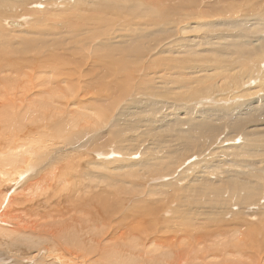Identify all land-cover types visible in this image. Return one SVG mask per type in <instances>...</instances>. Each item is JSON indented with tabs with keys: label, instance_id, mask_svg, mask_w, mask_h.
<instances>
[{
	"label": "rangeland",
	"instance_id": "rangeland-1",
	"mask_svg": "<svg viewBox=\"0 0 264 264\" xmlns=\"http://www.w3.org/2000/svg\"><path fill=\"white\" fill-rule=\"evenodd\" d=\"M57 1L27 0L26 10L4 18L6 24H1L0 264H240L237 259L242 264H264L261 227L264 225V206L259 205L262 200L253 205L254 209L252 206L237 207L238 211H243L244 207L252 209L247 212L254 215L241 214V219L231 212L219 213L217 218L209 199L202 196L207 200L203 201L197 195L195 197L201 201L193 198L195 201L192 202L194 196L191 194L186 196L182 190L167 186L174 183L182 188L188 177H195L200 169L193 165L199 161L198 157L201 156L202 162L210 159L209 154L213 151L202 129L199 135L195 134L196 143L203 137V143H199L202 152L198 156L187 158L174 174L167 175L165 170L163 175L150 178L129 164L140 160L142 150L158 140V133L149 143L152 135L147 139L145 130L149 125L144 121L138 127L133 126L134 132L125 133L128 134L126 137L122 134L124 138L114 134L119 130V121L131 120L134 125L138 119L147 120L145 115L151 114L125 118L129 108L136 112L137 108L148 110L161 103L165 108L164 111L159 109L161 113L157 114V119L167 122L177 116L173 109L167 110L170 106L181 108L180 117L183 118H198L213 109L222 113L218 106L232 103L228 95L220 100L217 98L220 95L215 92L203 98H195L193 93L208 90L207 79L204 80L207 84L197 83L193 88V78L200 75L190 72L194 66L199 70L209 69L211 66L203 67L207 66L206 60L203 62L191 55L190 60L181 64H168L169 58L183 60L187 57L179 45H190L188 42L193 39L191 36L189 41L188 38L184 41L176 34L177 37H171L173 40L166 41L169 30L180 27L179 24L189 26L196 22L195 26L200 27L195 35L211 40L201 39L204 44L210 43L198 49L201 54H210L215 42L221 47L232 43L251 52L264 45V27L251 26L256 20L264 26V20H258L264 17V0H181L183 2L179 3L175 2L178 0H145L143 6L136 0H121L120 5L104 4L98 7L99 10L92 9L90 3L77 0L58 1V5L53 6ZM109 8L115 12L112 26L110 19L103 21L111 14ZM44 10L57 13L60 10L56 21L45 18L48 29L45 25L42 29L38 23ZM201 11H206L208 17L197 19L195 16ZM187 13L192 17L179 23L187 18ZM95 15L104 16L97 19L106 25L95 26L90 20ZM8 21H21L25 26L9 28ZM155 26L160 32L164 31L157 33L159 41L147 45V51L141 50L139 54L125 51L126 46H133L128 37L130 33L139 31L149 36ZM52 29L60 31L59 35ZM106 33H110L109 36ZM88 37L95 39L90 43ZM48 39L54 45L44 47ZM66 39L69 45H61ZM85 39L89 45L85 44ZM34 40L39 44L30 42ZM76 41L77 44H73ZM87 45L89 48L86 49ZM173 47L178 51L169 53ZM240 60L244 58L235 61L240 63ZM260 64V74L256 71L255 76L254 73L248 75L249 84L233 91L234 96H240L236 103L243 102L242 96L249 89L258 97L264 96V88H260V84H264V62ZM189 89L193 90L188 92ZM161 93L170 96L164 98ZM158 123L155 125L162 124ZM257 125L258 128L261 124ZM188 127L186 125L185 129ZM137 133L140 137L145 133L142 145V138ZM162 134L167 143L164 147L178 144L175 134L165 131ZM132 136L136 138L134 143L131 141L133 146L137 143L139 149L142 146V153L138 149L137 153L133 151L127 157L119 152L124 147L120 141H126L123 143L126 148L127 140ZM167 136L175 141L167 140ZM242 141V138L236 139L233 146ZM169 152L172 153L171 149ZM121 166L122 169L127 167V171L120 170ZM227 169L228 166L223 171ZM128 170L137 176L132 177ZM184 177L186 182L181 180ZM196 210L202 215L198 216ZM213 220L220 225L214 226L210 222ZM220 239H226V242Z\"/></svg>",
	"mask_w": 264,
	"mask_h": 264
},
{
	"label": "bare ground",
	"instance_id": "bare-ground-1",
	"mask_svg": "<svg viewBox=\"0 0 264 264\" xmlns=\"http://www.w3.org/2000/svg\"><path fill=\"white\" fill-rule=\"evenodd\" d=\"M26 1L27 0H12V1L11 0H0V29H2L1 24L4 23V20H3L4 18H6V17L11 18V17H13L14 14H16L18 12H22V10H26L28 8ZM58 1L64 2V0H58ZM58 1H57V3H54L53 6H57ZM69 1H72V0H69ZM73 1H76V0H73ZM77 1H80L83 3H90V6H92V9H94V10L98 9V7H100L102 5L104 6V4H106L110 7H112V6L115 7L118 4L120 5V3H123L121 0H102V2H101V0H89V2H87V0H77ZM104 1H106V2H104ZM179 1H181V0H178L175 2L179 3ZM136 2L139 3L140 6H143V3L145 2V0H136ZM181 2H183V1H181ZM150 5H152V3ZM136 7H138V6H136ZM152 7H154V5ZM111 9L112 8H109V13H111V14H108V16L104 17L101 15H95L94 17L90 18V20L92 21V23L95 26H99L98 24H102L104 26L105 23H103V21L105 22V20H107L106 22H108V19H110L109 23L112 26L113 25V21H112L113 15L115 12H113ZM129 9H131V8H129ZM113 10H114V8H113ZM216 10H219V9H216ZM57 12L58 11H55V10H51V11L44 10V11H42L43 16H41V17L39 16L40 18L38 20L39 26L41 25V28L43 26L42 29H44L45 27L47 28V25H48L47 21H53V20L56 21L57 20L58 15L60 14V10H59V13H57ZM37 13L38 12H36V14ZM143 15L147 17L145 12H143ZM98 17H101V18L104 17L103 21L102 20L100 21V19H97ZM186 17L187 18L179 20V23H181L183 20H187L188 18L192 17L191 13H187ZM195 17L197 19L199 17H208V14L206 11H201L199 13V15L195 16ZM45 18H47L46 19L47 21L45 20ZM258 20H264V17L261 19H258ZM256 21H255V23H256ZM11 23H19V25L13 26ZM109 23H108V25H109ZM206 23H208V22L206 21ZM255 23H253L251 26L253 27V26L260 25L262 28L264 27L261 24V22H257L256 24ZM4 24H6V21ZM195 24H196V22H194L193 25L189 24V26H187L185 24H179L180 27L175 28V29L172 28V30H169L170 32L167 31L170 33V36L167 37L168 39H166V41L167 40H173L172 38L177 37V36H175L176 34H178L179 37L183 40L185 38H188V37L191 38V36H193V39H191L189 41V38H188V40H187V41H189L188 43L190 45H188V44L187 45L184 44V46H182L181 44L179 45L181 48H184V50H183L185 53L184 55H186L187 57H185L183 60H179L177 58H176V60L173 58H169L168 64H173V65L174 64H181L182 62H184V60H190L189 57L191 58V55H194L195 57L197 56L196 58L199 59L200 61L204 62L206 60L207 66L203 65V67L211 66V67H209V69L201 68L199 70L198 67L194 66V70L190 71L192 74L196 73V74L201 76V77L199 76V77L193 78V88H194V85L197 83L207 84V82L204 81L205 79H207V81L209 82L208 83L209 84L208 90L200 89V90L193 92L195 95V98H203L204 96H207L208 94L213 95L216 93V95H220V97H217L220 100L226 98L224 95H228V97L230 98V101H232V103H229L228 105L227 104H220V106H218V108H222V113L218 112L216 109H213V110H211V112L208 115H200V116H198V118H196V117H186V118L180 117L181 112H182L181 108L179 107L180 109H177V107H171L170 106L169 108H167V110L173 109V111H176V114H177V116L174 117L170 122H167V120L161 121L160 118L157 119V114L159 113L158 112L159 109H162L164 111V108H165V106L163 104L161 105V103H160V105L157 103L160 107L159 106L154 107V105H152L151 107L148 108V110L141 107V108H137L136 112H131L132 109L129 108L130 110L127 109L129 111H126L127 115L125 114V118L132 117L134 115L139 116L141 113L142 114L151 113V114L145 115L147 117V120H141V119H145V118H141V117H140L141 119H138V120L136 119L137 123H135L134 125L131 124L132 123L131 120H129L128 122L119 121L121 123L119 125V130L114 134H116L117 138L118 137L124 138V136L126 137L128 135L125 133H127V132L129 133V132L133 131V126H137V125L139 126V124H143L144 121H147V123H148L147 125H149L148 129L145 130V133L147 134L146 137L148 136L147 139L149 138L150 135H152V136H150L149 143L151 142V138L153 136H157V135H155V133L156 134L158 133V136H159L158 140L153 145H149V147L147 149H144V151L142 150L143 154H141L142 152L140 151L142 146H140V149H139L138 143H137V145L133 146L131 141H133V143H134V141H136V138L133 139L134 136H132V138H130V140L128 138L129 141L127 140L126 148H125V145H123V143L126 142L124 139H122V141H120L121 146H124V147H122V149H121L119 146V148H118L119 150L121 149V151H119V152H121V153L123 152L125 155H127V157L130 156L133 153V151H135L137 153L138 149H139V151L141 152L140 153L141 154L140 160L138 162H133L132 164H129V166L130 167L132 166L133 168L136 167L135 169L138 168L137 169L138 173L144 172V174L148 175L147 177L150 178V177H154V176L156 177L157 174L163 175V172L165 170L167 171V175L174 174L173 172L176 173V169H177L179 164L181 165L184 162H186L188 160L187 158H193L194 157L193 155L198 156L200 154V152H202V151H200L201 144H199V143L202 142L203 137L201 138L200 142L198 141V143H196L198 138L195 139V134L199 135L201 133V129H202V131L204 133L203 136L208 139V144L210 142V146H211L210 148L213 151L209 154L210 159L205 160L203 158L204 160L202 162V160L200 159L201 156L198 157L199 161L196 163H193V165L195 164L194 165L196 167L195 169H197V168H200V169L195 174L196 175L195 177H192V178L188 177L187 182L185 180L186 179L185 177L183 179H181V180H184L186 182V183H184L182 188H180L181 187L180 185H175L174 183L167 184V186L173 187L174 190L175 189L176 190H179V189L182 190V193H184V194L186 193V196H187V193L189 195L191 194L192 196H194V197L191 196L192 202L195 201V199L193 200V198H197L199 195L201 197L203 196L207 200L209 199L210 202L213 203V208L211 210H213V212H215L216 215L218 214L216 216L217 218L220 215H226V214L232 212L236 216H239V218L242 219L243 218L242 215H246V217H248L247 216L248 214L250 216L252 214L254 215V213L250 214V212H247V211H252V209H254V206L260 200H262V201L259 203V205L264 206V96L258 97L257 93H250L251 90L249 89L248 91H246V94L242 96V99L245 98L243 100V102L236 103L235 100H237L238 97H240V96L239 95L234 96L233 91L234 90H240V89L244 88L246 84H249L250 78L248 77V75H251L254 73V76H255L256 71H258V73L260 74V71H259V68L261 67L260 63L264 62V45H262L261 47L255 48L251 52H248L247 50H244V49L240 48L238 45H234L232 43L227 44V45L223 44V46L221 47L218 45V42L217 43L215 42V44H213L214 47L210 48L212 50V52L210 54H201L200 50H198V49L200 47H203L205 45L210 44L208 42H205V44L202 43V42H204V40H202V42H200L201 39H205V41H211V40L207 36L197 37L195 35V32L198 31L200 26L198 25V27H197V26H195ZM44 25H45V27H44ZM102 25H101V27H102ZM108 25H107V27L110 26V25L109 26ZM202 25H204V24H202ZM220 25L227 27V25H224V24H220ZM248 25L250 26V24H248ZM7 26H9V28H23L25 26V23L21 22V21L20 22L8 21ZM208 26H210V23L208 24ZM214 27H215V25H214ZM110 28L111 27H109V29ZM35 29H37V28H34V30ZM251 29H250V31H251ZM52 31H54V32L56 31L58 33L56 35H59V33H60V31H58L57 29L56 30L52 29ZM52 33L53 32H51V35L54 36V34H52ZM110 33H108V34H110ZM157 33L163 34L164 31L160 32V30H158L156 28V26L149 33V36H145V35H143L142 32H139V31H135V32L133 31V34L130 33V35L128 36L129 38H131L133 46H132V48L129 46H126L125 51L131 50V51H135V53H138V54L141 52V50H143L142 52L147 51L146 48L149 45H152L153 42L159 41V39H157L158 38ZM103 34H105V33H103ZM108 34L106 33V35H108ZM115 34L116 33H114L113 36ZM153 36H154V38H153ZM40 37H42V36H40ZM149 37H151L152 39H149ZM107 38H109V37H107ZM112 38L113 37H111L110 39H112ZM33 39L31 38V40H33ZM36 39H39V38H36ZM67 39L61 45L68 46L69 43H66V42L69 39L68 40ZM94 39H95V37L92 38L91 40L88 37V40H90V43H92V41ZM103 39H104V37H103ZM110 39H109V41H110ZM43 40H45V39H43ZM86 40L87 39H85V44H88L89 42L87 43ZM144 41H145V43H144ZM25 42H27L29 44L28 41H25ZM30 42H32V44L37 43L36 40L30 41ZM45 43L46 44L44 45V47H46V46L49 47L51 45H54L53 42L49 41V39L46 40ZM74 43L77 44V41L73 42V44ZM123 43H126L125 40ZM211 43H213V42H211ZM28 44H26L27 48L29 45H31V43L29 45ZM37 44H39V43H37ZM37 44H35V45L39 46ZM57 45H60V44H57ZM88 45L85 46L86 49L89 48ZM220 45H221V43H220ZM123 47H122V49H123ZM6 48H7V46H6ZM20 48H19V51H20ZM22 49H23V47H22ZM35 49H38V48H35ZM174 49H175V47L170 49L169 53H173L175 51L176 52L178 51V50H174ZM214 49H217V50H214ZM89 50H91V49H89ZM148 50H149V48H148ZM241 58H244V60H240V63H237L238 61H235V60L241 59ZM197 69L200 73L197 71ZM263 79H264V77H263ZM260 88L263 89L264 84L261 83ZM215 89H217V91ZM192 90L193 89H189L188 92H190ZM209 91H212V92H209ZM237 92H239V91H237ZM161 94H163V93H161ZM262 94L264 95V93H262ZM163 95H164V98L167 97L168 95L170 96L169 93H167L166 95L165 94H163ZM184 96H185V94H184ZM166 100H168V99H166ZM146 104H148V103H146ZM143 105H144V103H143ZM150 105H147V107ZM228 106H230V107H228ZM164 113L165 112H163V114ZM150 115L152 116V118L150 117ZM97 117H99V116H97ZM163 117H164V119H167V116H165V114ZM150 120H152V121H150ZM161 122H162L161 125H159V126L155 125L156 123L160 124ZM163 122H166V123H163ZM151 123H153V124H151ZM257 124H259V125L261 124L262 126L260 125V127L257 128L256 127V126H258ZM186 125H188L189 127L185 129ZM145 126H146V124H145ZM252 127H256V128H252ZM161 129H162V131H161ZM205 129H206V131L204 132ZM138 130H139V128H138ZM163 131L169 132L171 134H175L176 142H178V144L170 145L168 147L167 146L164 147V145H167V143L163 141V139L165 138L164 136L166 135V133H165V135L162 134ZM133 132H132V134H133ZM145 133H143L142 134L143 136H141V137L138 135L139 133H137V135L140 137V139L142 138L140 141L141 145H142V142H143L142 140L144 139ZM122 134H125V135L122 136ZM137 135H135V136H137ZM168 136H167V140L168 139L174 140L173 137L168 138ZM238 138L243 139L242 143L239 144L238 146H233L234 141ZM113 139H114V137H113ZM165 140H166V138H165ZM218 140H221L220 143ZM144 143H146V141H144ZM205 143L207 144V141H205ZM135 144H136V142H135ZM216 144H218L219 146L216 149H214L213 146H215ZM143 146H144V144H143ZM205 148L210 149L207 146ZM169 149H171L172 153L169 152ZM208 152L205 154H208ZM197 156H196V159H197ZM123 164H124V162H123ZM3 165L7 166L8 164L3 163ZM226 166H228V169L226 171H223L224 167H226ZM178 168H180V167H178ZM121 169H122V166H121L120 170ZM126 169H128V168L126 167ZM126 169L123 168L122 170L127 171ZM170 169H173V170H170ZM108 171H110V170H108ZM115 172H117V171H115ZM128 172H130V175H131L132 172L129 170H128ZM118 173H120V172H118ZM125 174H127V173L125 172ZM131 176L134 177L137 175H131ZM213 176H216V177H214V178H216V180L214 178H212ZM181 180H179V181H181ZM176 184H179V183H176ZM150 195H152V194L150 193ZM195 196H197V197H195ZM203 197L201 198L202 200L204 199ZM201 199H198V202H199V200L201 201ZM207 200H205V201H207ZM215 206H216V209L218 211L215 209ZM219 206L221 207L222 210L221 209L219 210V208H220ZM238 206L239 207L240 206H252V209L246 210L245 209L246 207H244V208H242V210L244 209L243 211H238L239 210V208H237ZM149 212L153 213V210H149ZM197 212L198 211L196 210L195 213L197 214ZM213 212H212V215H214ZM219 213H220V215H219ZM199 214L202 215L200 212H198V216H199ZM211 218H212V216H211ZM211 218H209V219H211ZM18 220H20V219H18ZM217 221H218V219H217ZM210 222L214 223V226H217V227L220 225V224L217 225L218 222H216L215 220L210 221ZM263 222H264V220H263ZM207 223H209V222L207 221ZM261 223H262V221H261ZM244 225H247V224H244ZM261 227H262V232H264V225H262ZM247 233L250 234L251 232L247 231ZM225 240L226 239H220V241H223V242H226ZM236 241H238V240H236ZM222 248H225V247H222ZM58 256H60V255H58ZM56 257H57V255H56ZM234 261H235V259H234ZM236 261H237V263L242 264V261L240 259H237ZM217 264H223V262H218Z\"/></svg>",
	"mask_w": 264,
	"mask_h": 264
},
{
	"label": "water",
	"instance_id": "water-1",
	"mask_svg": "<svg viewBox=\"0 0 264 264\" xmlns=\"http://www.w3.org/2000/svg\"><path fill=\"white\" fill-rule=\"evenodd\" d=\"M13 26H18L19 23H11Z\"/></svg>",
	"mask_w": 264,
	"mask_h": 264
}]
</instances>
